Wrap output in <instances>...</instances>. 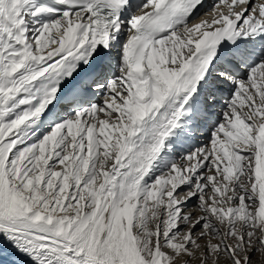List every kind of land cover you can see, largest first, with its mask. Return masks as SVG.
<instances>
[{
	"label": "snow or ice",
	"instance_id": "1",
	"mask_svg": "<svg viewBox=\"0 0 264 264\" xmlns=\"http://www.w3.org/2000/svg\"><path fill=\"white\" fill-rule=\"evenodd\" d=\"M0 238L264 264V0H0Z\"/></svg>",
	"mask_w": 264,
	"mask_h": 264
},
{
	"label": "bare ground",
	"instance_id": "2",
	"mask_svg": "<svg viewBox=\"0 0 264 264\" xmlns=\"http://www.w3.org/2000/svg\"><path fill=\"white\" fill-rule=\"evenodd\" d=\"M221 102L223 103V101ZM216 111L219 113L220 106H217ZM208 134L209 132L202 135L197 132V138L193 142L197 144L206 142ZM0 252H2V255H0V264H30L27 257L22 256L11 245L3 242L2 238H0Z\"/></svg>",
	"mask_w": 264,
	"mask_h": 264
}]
</instances>
